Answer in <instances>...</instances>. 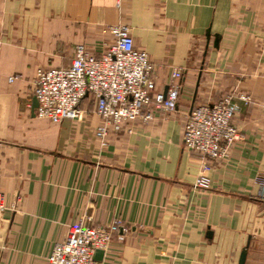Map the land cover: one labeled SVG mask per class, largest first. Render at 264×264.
<instances>
[{"label": "crops", "instance_id": "crops-1", "mask_svg": "<svg viewBox=\"0 0 264 264\" xmlns=\"http://www.w3.org/2000/svg\"><path fill=\"white\" fill-rule=\"evenodd\" d=\"M119 23L155 63V91L183 71L176 110L110 131L105 146L89 98L76 118L36 116L37 68L69 65L77 44L98 56ZM229 93L241 137L227 156L185 148L191 105ZM204 163L210 186L193 187ZM0 178V264H49L84 216L129 228L103 264H238L245 247L244 264H264V0H0Z\"/></svg>", "mask_w": 264, "mask_h": 264}, {"label": "built area", "instance_id": "built-area-1", "mask_svg": "<svg viewBox=\"0 0 264 264\" xmlns=\"http://www.w3.org/2000/svg\"><path fill=\"white\" fill-rule=\"evenodd\" d=\"M103 31L112 34L113 40L104 44L98 56L87 52L83 44H77L69 65L38 67L33 88V96L38 102L35 115L54 123L82 115V102L89 98L100 118L94 134L101 146L106 145L110 131L129 130L136 120L148 123L157 111L174 112L183 73L180 68H174L166 94L155 91L156 65L146 51L135 47L130 28L119 23L106 26ZM11 79L9 77V81ZM238 98L244 102L249 100L246 94H240ZM238 109L239 104L232 93L212 103L194 104L185 117L183 146L202 158H225L231 145L241 137L233 123ZM209 169L208 163L201 166L193 187L209 188L210 177L206 173ZM259 197L264 200V191ZM4 210L0 189V218ZM128 230L117 218L107 225H95L91 216H84L67 226L64 239L53 245L47 261L49 264H103L94 258L95 251H105L117 232Z\"/></svg>", "mask_w": 264, "mask_h": 264}, {"label": "water", "instance_id": "water-1", "mask_svg": "<svg viewBox=\"0 0 264 264\" xmlns=\"http://www.w3.org/2000/svg\"><path fill=\"white\" fill-rule=\"evenodd\" d=\"M213 36H214L213 46L217 47L218 46V41H219V35L218 34H214ZM205 37H206L207 40H209V38H210V29L209 28H207V30L205 32ZM196 85H198V82H197ZM166 90H167V86H165V88L163 90V95L166 94ZM194 98H195V96H194ZM194 98H193V101H194ZM37 105H38V102H37L36 98L34 97L33 101H32V111H33V113H34V110L37 107ZM192 106H193V104L191 105L190 109L192 108ZM103 254H104V251L101 250V249H98V250L95 251L94 258L96 260H98V261H102ZM245 257H246V247L243 248L241 253H240L238 264H244Z\"/></svg>", "mask_w": 264, "mask_h": 264}]
</instances>
